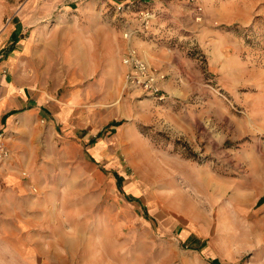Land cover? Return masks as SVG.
Returning <instances> with one entry per match:
<instances>
[{"label": "rangeland", "instance_id": "rangeland-1", "mask_svg": "<svg viewBox=\"0 0 264 264\" xmlns=\"http://www.w3.org/2000/svg\"><path fill=\"white\" fill-rule=\"evenodd\" d=\"M200 1L0 0L2 74L48 104L84 54L92 91L48 155L47 118L0 126V264H264V0ZM126 31L164 100L124 90ZM15 164L25 188L6 182ZM40 207L49 231L8 230Z\"/></svg>", "mask_w": 264, "mask_h": 264}, {"label": "crops", "instance_id": "crops-1", "mask_svg": "<svg viewBox=\"0 0 264 264\" xmlns=\"http://www.w3.org/2000/svg\"><path fill=\"white\" fill-rule=\"evenodd\" d=\"M124 39L125 40L123 45L125 46V49L122 51L121 56L123 55V53L127 52L130 48H135L143 57H145L144 54L139 50V48L132 43V36L128 38L124 37ZM66 55H68L69 58L71 57L70 53ZM80 56L82 58L80 57L81 61L77 63V66L72 65L71 59H69V61H66V59H64L65 65L68 68V75H69L68 82L71 86L70 87L71 89L68 93L64 95L63 99L60 100L58 98H55L53 101H48L49 102L48 104H45L43 101L46 99L53 98L52 95L42 94V96L39 99L37 98L34 92L31 93V91L29 90L30 87L32 86L21 85L18 79L11 80L8 74H2V72H0V126H4L5 123H8L9 121H13V117L16 114L23 112H28L27 115L23 116V118H27L28 116L38 117L43 119L47 118L49 132L45 136L48 141V146L47 149L45 150L46 151L45 153L46 155H48L49 153H53L55 149H58L59 146L55 145V143L57 142V136L54 132V129L56 130L57 123L64 124L65 127L70 125L74 109L79 105H83V103L88 102L90 100V97L92 96L91 89H89L87 85L84 86L82 83L83 79L86 77L87 61L85 60L84 54ZM121 64L124 68V73H123L124 90H138V89H131L127 86L125 76L129 68L126 65H124L122 61ZM7 65L9 66L15 65V57H10L9 60H7ZM166 84L167 82L164 83L163 86L164 89L166 88ZM96 85L101 86L98 83H96ZM103 95H104L103 99H107V94H103ZM120 123L121 121H113L109 123V125L110 124L119 125ZM98 135H101V132H99ZM95 137L96 135L92 134L89 137L88 141L90 142L91 139V145L96 144L94 147V152L95 154H100L101 153L100 148L102 147V145L98 142L96 143L95 141H92V139ZM69 146L73 147L74 144L70 143ZM61 151L64 150L62 149ZM20 168L21 167L18 164L6 167L5 179L6 182H8L11 185H18L19 188L20 187L25 188L26 181L22 178V175L20 173ZM31 178L35 182H39L41 180L44 181L46 178L48 179V174L45 172L32 171ZM261 184H262L261 188L263 189L262 195H264V181ZM132 187L133 186H129L128 189L134 191L133 189L135 188ZM41 207L37 208L36 210H32L30 213L26 212L24 213L25 215L22 214L16 221H14V223L8 224L9 225L8 230L11 232H20V233L21 232L24 233L25 231H28V232H35L37 234H39V232L42 233L49 231L50 229L49 227L53 224L52 221L50 223L48 219L51 216V213L48 211L46 213L45 210H42ZM181 207L186 210L187 214L188 213L189 215L193 214L195 218H199L197 217L196 214L199 211L197 204L183 201ZM194 223L196 224L197 227L199 226L197 224L198 221L197 222L194 221ZM38 247L40 246L38 245Z\"/></svg>", "mask_w": 264, "mask_h": 264}, {"label": "built area", "instance_id": "built-area-1", "mask_svg": "<svg viewBox=\"0 0 264 264\" xmlns=\"http://www.w3.org/2000/svg\"><path fill=\"white\" fill-rule=\"evenodd\" d=\"M195 4L197 11H202L203 7L200 0H190ZM143 19L149 17V12L141 11ZM148 21H146V24ZM132 35L130 31L124 33V37L128 38ZM121 61L129 70L126 73V83L131 89L142 90L143 92L154 96L159 101L165 99L164 83L167 79L165 71L159 67H155L143 57L137 49L130 48L121 56ZM8 149L0 143V157H7Z\"/></svg>", "mask_w": 264, "mask_h": 264}, {"label": "trees", "instance_id": "trees-1", "mask_svg": "<svg viewBox=\"0 0 264 264\" xmlns=\"http://www.w3.org/2000/svg\"><path fill=\"white\" fill-rule=\"evenodd\" d=\"M118 179H121V177L119 176Z\"/></svg>", "mask_w": 264, "mask_h": 264}]
</instances>
